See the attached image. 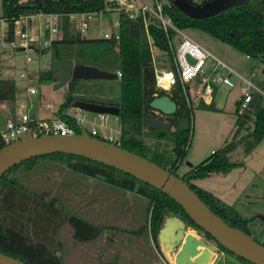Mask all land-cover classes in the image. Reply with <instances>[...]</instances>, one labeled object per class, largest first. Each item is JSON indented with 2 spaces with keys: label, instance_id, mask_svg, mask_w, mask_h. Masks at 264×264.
<instances>
[{
  "label": "trees",
  "instance_id": "1",
  "mask_svg": "<svg viewBox=\"0 0 264 264\" xmlns=\"http://www.w3.org/2000/svg\"><path fill=\"white\" fill-rule=\"evenodd\" d=\"M203 4L209 0H192ZM107 0H1V17L6 21L5 40L15 37L14 19L21 14L36 12L57 14L58 32L50 44L42 48L49 52L48 68L39 72L41 82H55L60 76L62 66L66 63H85L98 66L105 70L121 72L119 77L120 94L115 101L99 100L87 96L80 79L70 78L67 82L65 99L60 103L57 113L65 119L75 132L82 129L65 109L72 106L75 100H88L113 104L118 106V118L121 126L120 146L134 151L162 167L172 171L181 178H187L189 186L200 198L218 214L226 223L251 234L249 219L243 217L231 205L222 201L217 195L191 181L203 177L211 171L227 172L239 165L241 160H232L231 152L241 147L243 155L248 154L264 136V102L258 92H253L247 108L237 116L229 140L212 152L200 163L188 171L178 174L175 172L177 163L187 149L190 131V105L183 93L179 81L170 91L155 87L154 68L146 30L140 17L130 18L124 11L118 13L119 38L102 36H84L79 30L71 28L69 14L75 12H99L107 8ZM165 10L176 25L182 28H198L215 38L231 45L235 49L251 57L264 56V0H249L247 3L230 6L212 16L193 18L180 11L172 2ZM171 32V30H170ZM148 33L155 45L167 49V37L163 28L152 21L148 24ZM171 66L173 64L171 63ZM79 84V85H78ZM168 94L177 107L171 114L155 112L149 105L150 100L161 94ZM9 100L13 103L10 115L15 112V84L8 77H0V101ZM200 105L207 109H216L213 101ZM150 114L167 121L171 128L145 126L143 118ZM244 129V132H241ZM148 135L154 140L147 144L143 136ZM169 144L173 154L169 166L163 164L164 149ZM54 158L65 161L66 167L87 176L103 179L105 182L135 191L148 200L149 231L157 241L158 232L165 216L176 214L186 224L199 230L206 239L213 237L202 227L196 225L187 215L183 207L167 193L153 185L140 180L130 173L114 166L93 160L81 155L53 152L32 156L8 168L0 176V251L24 260L28 264H63L62 258L54 251L52 242L57 226L68 219L73 228V236L79 241L96 237L100 228L76 215H65L55 220L53 229L47 226L48 212L53 217L60 216L59 208L37 191H31L19 182L16 173L19 169L31 167L36 161ZM51 203V206L47 202ZM61 217V216H60ZM30 223L34 231H29ZM146 226V225H145ZM221 250L232 253L240 260L254 264L241 256L234 254L218 244Z\"/></svg>",
  "mask_w": 264,
  "mask_h": 264
},
{
  "label": "rangeland",
  "instance_id": "2",
  "mask_svg": "<svg viewBox=\"0 0 264 264\" xmlns=\"http://www.w3.org/2000/svg\"><path fill=\"white\" fill-rule=\"evenodd\" d=\"M130 1H133L135 4L141 3V0ZM146 1L150 4L153 3L152 0ZM118 13L119 9L116 6L109 5H107L105 10L93 12L89 16L84 13H77L74 16V22L71 24V28L75 31L80 27L81 22L85 21L88 26L82 32V35L90 37L102 36L101 32L111 33L117 30ZM1 14L2 8L0 0V76L2 77L6 75L8 78L14 80L17 107L20 111L27 112L31 117L37 119H50L56 115L58 116L59 113L56 111L59 108L60 103L65 99L67 85L55 88L54 82H41L38 80L39 72L49 66V52H42L35 48L23 51L11 46L8 43L9 41L5 40L7 24L1 17ZM43 19L44 16L39 15L33 16L32 19H30V17L22 18L21 22H26V30L31 32L43 21ZM30 21H33V24ZM184 30L235 71L241 73L245 77L251 78L257 85L264 89V56L247 57L245 53L198 28H185ZM28 54L31 56L30 60H26ZM156 59L159 65L165 64L169 67L168 57L164 52H161V55L157 56ZM207 61L210 68L214 62L212 59ZM21 72H24V76L22 77L20 76ZM231 78L234 82L233 86H229L225 83L216 84L213 98V105L216 108L214 110L202 107L199 101L197 100V102L195 100L194 94L191 95L190 131L187 149L175 167V172L179 175L200 163L211 154V150H218L225 141L230 139L232 133L231 127L237 118V113L235 111L236 102L241 98L244 88V83L238 80L234 73H231ZM79 83V86H84V91L87 96L105 101H115L119 98L120 86L118 78L80 79ZM31 86L36 89L35 94H37L34 101L31 99L33 94L29 92V87ZM47 104H50V106ZM0 105L8 114L11 113L10 108L13 105L11 101L2 100L0 101ZM14 105H16V103H14ZM67 108L65 110H67ZM107 118L108 119L105 121L107 125H111V127L120 125L119 119H115L113 114H108ZM89 130L90 125H88V128L85 127L82 131L83 133H88ZM241 132H244V129ZM143 139L150 145L154 140L148 135L143 136ZM249 153L252 154L251 157L258 155L259 158L263 160L264 139ZM230 155L232 160L243 159L241 147H237ZM163 160L164 165H170L172 163L173 154L169 144H167L164 149ZM188 162H190L191 165H189ZM16 173L19 176V182L29 190L33 192L37 191V193L43 195L48 201L54 198V205L59 208L61 217H53V212H48L50 214L47 216L46 223L50 231L54 227V219L58 218L61 222L62 218H64V214L67 216L76 215L94 225H100L97 223L101 222V218L97 215V207L93 205L95 194L90 192L89 189H95V186L101 184L100 180L102 181L103 179L94 176H87L81 172L69 169L66 167L65 161L60 162L54 158L38 160L31 167L26 168L25 170L19 169ZM214 174H219V176L222 175L221 172ZM214 176L216 175H209L204 182L207 183V185H209V183L212 185L218 183V180L215 179ZM257 178L261 179L260 176ZM109 185L113 186L112 184ZM250 186L252 187V185ZM252 191V193L257 191L259 195L264 196V181H259L256 190ZM259 199L260 198L256 197L254 194L249 198L251 201H258ZM51 203L53 202H47L49 206H51ZM253 204H255V202H253ZM251 206L253 205L251 204ZM131 207L132 209L129 210V216H132L130 217V221L126 223L127 227L123 230L124 234L125 236H128L134 230L140 228L139 239L141 240L137 241V244L144 251V254L149 256L151 252L154 253V248L157 243V241L151 237L148 227L150 212H143L137 208V206ZM118 209L119 206L118 208L113 206L112 214H109L107 219L117 225H124V222L120 221L122 216ZM104 219L105 218H103V220ZM144 225H146V227H144ZM261 229V224L252 226L251 236L257 241L264 243V238L259 240ZM59 230H61V232ZM29 231L32 233L34 231L31 223ZM114 232L115 231L112 229L108 231V233ZM58 233L63 234V236L69 239L75 240L72 236L73 228L68 219H64L57 226L55 237L53 238L54 241L56 240L55 238ZM200 234L204 237L201 232ZM204 239L206 238L204 237ZM206 240L215 245L216 248L220 249L214 240ZM224 256L225 257L222 258L224 264H249L227 251H224ZM68 263L66 262V264Z\"/></svg>",
  "mask_w": 264,
  "mask_h": 264
},
{
  "label": "water",
  "instance_id": "3",
  "mask_svg": "<svg viewBox=\"0 0 264 264\" xmlns=\"http://www.w3.org/2000/svg\"><path fill=\"white\" fill-rule=\"evenodd\" d=\"M249 0H209L203 4L191 0H172L173 4L186 15L193 18L212 16L230 6L247 3ZM43 52V51H42ZM193 62V58L187 55ZM70 78L109 79L118 78L115 71L105 70L85 63H66L54 87L66 85ZM37 94H33L34 101ZM149 105L162 114H171L177 105L168 94L154 96ZM73 107L91 112L118 115L119 108L113 104L88 100H75ZM7 116L0 109V129L6 125ZM145 126L171 128L170 124L153 115L143 118ZM53 152L81 155L101 161L130 173L167 193L178 202L190 219L208 232L215 243L254 264H264V243L254 239L237 227L226 223L200 198L189 186L187 178H181L172 171L152 160L104 139L87 133L60 134L45 133L15 140L0 148V176L11 166L32 156ZM187 224L177 215H167L159 228L158 240L169 253H175V264H203L212 257L216 246L208 240L197 237L191 231L186 232ZM203 247V248H201ZM0 264H28L22 259L0 251Z\"/></svg>",
  "mask_w": 264,
  "mask_h": 264
},
{
  "label": "built area",
  "instance_id": "4",
  "mask_svg": "<svg viewBox=\"0 0 264 264\" xmlns=\"http://www.w3.org/2000/svg\"><path fill=\"white\" fill-rule=\"evenodd\" d=\"M107 1V5L116 6L119 11H124L130 18H141L148 37L154 68L155 87L157 89L170 91L176 82L179 81L189 105L192 100V94H194L197 99L205 103H210L214 98L216 84L225 83L229 86L234 85L231 78V73H234L238 80L244 83L242 96L236 105V113L238 115L247 108L253 92H258L264 98V89L261 86L257 85L251 78L245 77L241 73L235 71L210 50L205 48L194 37L188 34L184 30L185 28L179 27L174 23L169 13L165 10L166 7L171 6L172 0H152V4L146 0H141L140 4H135L130 0ZM77 13L79 12L69 14L71 23L74 22V16ZM82 13L89 16L93 12ZM54 15L57 16L55 13ZM22 18H26V14H21L14 19L15 37L8 43L23 51L32 48L40 50L48 46L58 32L57 21L48 19L39 27L37 32L30 34L22 27ZM152 21H157V24L163 28L167 37V49H159L149 35L148 24ZM118 24L119 22L117 20V28ZM87 26V23L82 21L77 30L82 33ZM101 35L106 38L113 36L116 40L119 38L118 30L111 33L101 32ZM161 52L167 55L169 67L165 64L159 65L157 63L156 58L161 55ZM187 55H190L194 61L190 62L187 59ZM246 56L249 57V55ZM30 59L31 56L28 54L26 60ZM209 59H212L214 62L210 68L207 61ZM171 63L173 66H171ZM115 72L119 78L121 72L119 70ZM20 76H24V72H21ZM29 92L35 94L36 89L31 86L29 87ZM47 105L50 106V104ZM72 108V111L65 112L74 119L75 123L79 125L82 130L85 127L88 128V125H90V130L87 134L120 146L121 126H108L105 123L108 113L91 112L77 107ZM114 116L115 119H119L118 115ZM45 133L74 134L77 132H75V128L60 115H56L50 119H37L31 117L27 112L21 111L18 114L7 116L5 127L0 129V148L21 138ZM81 133H83V131ZM214 151L215 150H211V153Z\"/></svg>",
  "mask_w": 264,
  "mask_h": 264
},
{
  "label": "crops",
  "instance_id": "5",
  "mask_svg": "<svg viewBox=\"0 0 264 264\" xmlns=\"http://www.w3.org/2000/svg\"><path fill=\"white\" fill-rule=\"evenodd\" d=\"M39 15H43L44 19L31 32H28L26 30V22H21L22 27H24L28 33L32 34L37 32V30L40 26L43 25L45 20L50 19L52 21H57V16H55L54 13L36 12L26 14V18L30 17V19H32L33 16ZM30 22L33 24V21ZM40 51H42V49H40ZM2 77L7 76L4 75ZM195 100H198L199 103L201 101L196 97ZM16 101L17 100H15V112L13 114H18L19 112H21L17 107ZM238 101L239 100H237L236 105ZM72 107L73 106H70V108L68 107L65 111H72ZM0 109L6 114V116L10 115L1 105ZM155 112L159 111L155 110ZM234 124L235 122L233 123L231 129L234 128ZM263 139L264 136L262 137L261 141ZM261 141L254 147V149L261 143ZM251 155L252 154L250 153L243 155V159H239L241 160V163L231 168L227 172L211 171L208 172L205 176L193 178L191 179V181L198 186L208 189L209 191L217 195L222 201L231 205L243 217L248 218L250 220L249 230L251 234L252 226L261 224L262 229L259 233V240H262L264 238V196L259 195L257 191H255V193H252V190H256L259 181H264V158L262 160L258 155H255L254 157H251ZM188 164L191 165L190 162H188ZM220 172L222 173L221 176H219V174H214ZM209 175H216L214 177L218 180V183L214 185L209 183V185H207V183H205L204 181H206L205 179H207ZM256 176H260L261 179L257 178ZM100 183L101 184L95 186V189H89L90 192L95 194L93 205L97 207V215L101 218V222L97 223L100 224L98 226L100 228V233L96 237L86 241H79L75 239L73 234V238L77 241L69 239L63 236V234L58 233L57 237L55 238L56 240L50 242L56 254H58L62 258L63 264H66V262H69L68 264H175V253L167 252V250L163 247V244L160 243L159 240V247L156 246L154 248V253L151 252L149 256H146L144 254V251L137 244V241L141 240L139 239L140 228L138 230H134L130 234L131 236H125L124 234L123 230L125 229V227H127L126 223L130 221V217L132 216H129V210L132 209L131 206H137V208L145 212L147 211L148 207L147 198L132 190H127L115 185L110 186L103 180H100ZM250 185H252V187ZM253 194L261 200H249V198H251ZM253 202H255V204H253ZM251 204L253 206H251ZM113 206L117 208L119 206L118 211L122 216L120 221L124 222V225H117L116 223L110 222L109 219H107L109 214H112ZM103 218H105L106 220H103ZM144 227L146 226L144 225ZM111 229L115 232L108 233V231ZM59 231L61 232V230ZM187 231L195 233L197 237L204 238L201 236L200 231L191 225L187 224L186 232ZM224 257V250L215 248V251L212 252L211 259L204 262L203 264H224L222 262V258Z\"/></svg>",
  "mask_w": 264,
  "mask_h": 264
}]
</instances>
